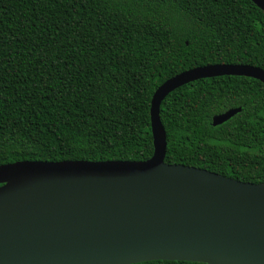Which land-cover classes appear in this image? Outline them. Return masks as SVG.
Returning a JSON list of instances; mask_svg holds the SVG:
<instances>
[{"label":"trees","instance_id":"1","mask_svg":"<svg viewBox=\"0 0 264 264\" xmlns=\"http://www.w3.org/2000/svg\"><path fill=\"white\" fill-rule=\"evenodd\" d=\"M216 64L264 71V13L250 0H0V166L147 161L155 90ZM159 118L165 163L264 183V84L197 80Z\"/></svg>","mask_w":264,"mask_h":264},{"label":"water","instance_id":"2","mask_svg":"<svg viewBox=\"0 0 264 264\" xmlns=\"http://www.w3.org/2000/svg\"><path fill=\"white\" fill-rule=\"evenodd\" d=\"M264 13V0H250ZM237 76L241 64L196 67L166 80L150 102L144 162H15L0 166V264H264V183L164 162L162 101L197 80ZM240 108L214 116L219 126Z\"/></svg>","mask_w":264,"mask_h":264}]
</instances>
